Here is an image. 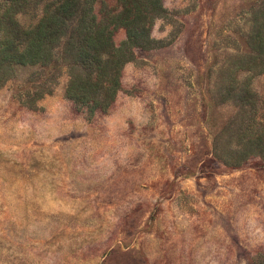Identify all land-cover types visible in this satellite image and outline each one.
Returning <instances> with one entry per match:
<instances>
[{
	"label": "rangeland",
	"instance_id": "obj_1",
	"mask_svg": "<svg viewBox=\"0 0 264 264\" xmlns=\"http://www.w3.org/2000/svg\"><path fill=\"white\" fill-rule=\"evenodd\" d=\"M161 5L106 111L0 81V264H264V0Z\"/></svg>",
	"mask_w": 264,
	"mask_h": 264
},
{
	"label": "trees",
	"instance_id": "obj_2",
	"mask_svg": "<svg viewBox=\"0 0 264 264\" xmlns=\"http://www.w3.org/2000/svg\"><path fill=\"white\" fill-rule=\"evenodd\" d=\"M162 13L161 0H0V81L18 67H49L51 81L64 71L65 98L106 111L121 88L124 64L135 48L148 43L150 28ZM118 29L125 40L116 45ZM250 43L257 54L238 60L234 83L240 71L264 67L261 29ZM252 97L246 91L243 109H253Z\"/></svg>",
	"mask_w": 264,
	"mask_h": 264
}]
</instances>
